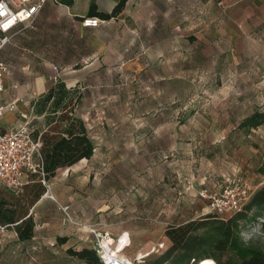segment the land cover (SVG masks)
Listing matches in <instances>:
<instances>
[{"label":"rangeland","instance_id":"374dc122","mask_svg":"<svg viewBox=\"0 0 264 264\" xmlns=\"http://www.w3.org/2000/svg\"><path fill=\"white\" fill-rule=\"evenodd\" d=\"M226 6L218 7L220 41L212 44L205 37V45L214 48L205 50L196 33L203 28L211 34L214 24L192 20L185 42L151 44L154 51L145 55L144 71L126 80L135 86L72 88L74 98H83L76 118L88 109L93 121L94 156L58 170L45 186L30 183L20 195L0 185V202L32 196L42 186L37 212L52 225L59 218L56 199L84 215L85 226L120 233L117 251L129 246L122 259L153 264L172 246L165 236L168 227L214 216L204 196L221 191L229 180H242L256 193L264 185V125L249 131L240 124L264 112V13L253 6L247 13ZM204 9L195 8L197 20L213 17ZM50 112L33 129L55 126L50 122L59 115ZM263 222L244 229L242 238L264 250ZM62 228L56 242L71 239L62 251L57 249V264H85L65 248L93 250V245L86 247ZM46 253L54 260L52 251ZM139 253L151 254L140 261Z\"/></svg>","mask_w":264,"mask_h":264},{"label":"crops","instance_id":"0c3cea01","mask_svg":"<svg viewBox=\"0 0 264 264\" xmlns=\"http://www.w3.org/2000/svg\"><path fill=\"white\" fill-rule=\"evenodd\" d=\"M120 3L121 0L49 1L32 26H20L14 32L11 42L0 51V60L9 66L5 77L6 91L0 94V101L8 104L18 99V102L16 110L7 112L0 121V130H14L26 123L34 128L36 120L42 124L45 113H36L37 104L52 86H67L69 90L77 86H85L86 90L91 86H135L126 80L130 76H138L137 71H144L145 55L154 51L151 44L171 43L173 46L176 42H185L191 36L194 23L214 24L211 34L203 28L196 31L205 50L214 48L205 45V37H210L212 44L222 38L223 33L217 28L222 23L219 15L221 8L218 7L223 3H227L226 7L232 10L247 13L253 6L254 10L264 13V0H127L116 17L104 20L93 16L102 21L99 28L83 27L82 21L92 17V8L101 14H111ZM198 6L210 10L213 17L197 20L194 10ZM225 33H230V28ZM158 60L159 57L155 61ZM88 112L87 109L80 119L94 141ZM54 203L59 211L54 225L44 213L37 212L41 201L30 211L29 215L33 216L35 223L32 240L20 241L14 225L0 223V264H33V260L57 264V249L62 251V246L68 244L56 242L62 237L64 226L86 247L93 245L94 248L92 236L81 234L76 227L64 224L60 206L66 204L56 199ZM74 212L82 224L88 223L84 215L75 209ZM50 231L54 234L52 240ZM112 235L115 242L121 238L120 233ZM66 239L69 242L71 237ZM71 247L68 246L65 251ZM48 251L54 253V260H49L52 255L48 259Z\"/></svg>","mask_w":264,"mask_h":264},{"label":"trees","instance_id":"16d2710c","mask_svg":"<svg viewBox=\"0 0 264 264\" xmlns=\"http://www.w3.org/2000/svg\"><path fill=\"white\" fill-rule=\"evenodd\" d=\"M126 1L121 0L111 14H101L92 8L90 16L109 20L122 12ZM73 95L74 91L69 90L67 86H52L37 104L38 115L44 114L48 108L52 109L50 115L55 117L59 115L50 122H56L55 126L45 131L33 129L32 132L33 138L35 140L40 138L42 142L44 176L41 174L30 176L28 184L20 192L10 190L14 194H23L30 183L45 186L43 181L48 182L58 170L72 167L94 156L95 143L88 136L84 123L75 116L82 95L76 98ZM262 125L264 112L259 111L246 118L240 124V129L251 131ZM260 173L264 175V163ZM39 187L32 196L25 194L13 202H0V223L14 225L20 241L34 238L35 223L29 213L44 193V188ZM260 220L264 221V185L252 194L242 211L229 218H221L214 214L168 227L165 236L171 241L172 246L153 264H264V250L242 238V231L250 225L259 223ZM261 226L264 231V222ZM66 242V238L61 239V244ZM68 254L85 264H102L95 250L69 249Z\"/></svg>","mask_w":264,"mask_h":264},{"label":"built area","instance_id":"2783aa9c","mask_svg":"<svg viewBox=\"0 0 264 264\" xmlns=\"http://www.w3.org/2000/svg\"><path fill=\"white\" fill-rule=\"evenodd\" d=\"M49 1L57 2V0H0V51L11 42L14 32L20 26L34 24L37 15ZM82 25L85 28H99L102 21L97 17H88L82 21ZM8 72L9 66L0 60V94L6 91L5 77ZM17 102L18 99L8 104L0 101V121L7 112L16 110ZM32 132L33 127L30 123L14 130H0V184L16 193L28 184L30 176L35 174L44 176L42 142L40 138L35 140ZM43 183L46 185L45 181ZM252 194L246 182L229 180L221 191L204 197L209 200L210 213L221 218H229L243 210ZM60 211L64 224L74 226L93 237L95 241L93 250L102 264H133L118 256L129 247L122 252L117 251L116 243L121 238L115 242L110 231L85 226L70 205H61Z\"/></svg>","mask_w":264,"mask_h":264},{"label":"bare ground","instance_id":"6f19581e","mask_svg":"<svg viewBox=\"0 0 264 264\" xmlns=\"http://www.w3.org/2000/svg\"><path fill=\"white\" fill-rule=\"evenodd\" d=\"M150 254H151V253H150ZM150 254H149V253H148V254H142V253H140L138 257H139L140 260H142L143 258L147 257V256L150 255ZM118 256H120V255H118ZM120 257H121V256H120ZM123 259H124V260H128V259L125 258V257H124ZM128 261L131 262L130 260H128Z\"/></svg>","mask_w":264,"mask_h":264}]
</instances>
